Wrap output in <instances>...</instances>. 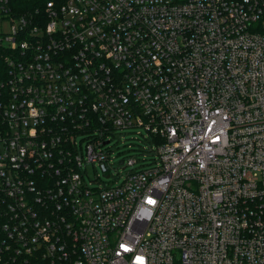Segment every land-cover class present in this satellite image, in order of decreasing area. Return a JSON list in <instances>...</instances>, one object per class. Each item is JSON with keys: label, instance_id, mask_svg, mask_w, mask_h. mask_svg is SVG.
Segmentation results:
<instances>
[{"label": "built area", "instance_id": "obj_1", "mask_svg": "<svg viewBox=\"0 0 264 264\" xmlns=\"http://www.w3.org/2000/svg\"><path fill=\"white\" fill-rule=\"evenodd\" d=\"M141 261L264 264V0H0V264Z\"/></svg>", "mask_w": 264, "mask_h": 264}, {"label": "rangeland", "instance_id": "obj_2", "mask_svg": "<svg viewBox=\"0 0 264 264\" xmlns=\"http://www.w3.org/2000/svg\"><path fill=\"white\" fill-rule=\"evenodd\" d=\"M147 132L144 129H128L126 131H115L110 136L109 147L112 151V163H109V178L106 179L97 165H89L84 172L85 181L93 187L111 188L120 185L124 176L130 171L126 170L120 163L128 160L138 161L135 169H150L152 167L153 155L150 152L151 145L145 139ZM142 165V168H139ZM139 168V169H138ZM134 169V168H133Z\"/></svg>", "mask_w": 264, "mask_h": 264}, {"label": "trees", "instance_id": "obj_3", "mask_svg": "<svg viewBox=\"0 0 264 264\" xmlns=\"http://www.w3.org/2000/svg\"><path fill=\"white\" fill-rule=\"evenodd\" d=\"M50 0H12L13 5L22 13L25 9H35Z\"/></svg>", "mask_w": 264, "mask_h": 264}, {"label": "snow or ice", "instance_id": "obj_4", "mask_svg": "<svg viewBox=\"0 0 264 264\" xmlns=\"http://www.w3.org/2000/svg\"><path fill=\"white\" fill-rule=\"evenodd\" d=\"M123 247V246H122ZM125 250H127V249H125ZM141 264H143V262L141 261Z\"/></svg>", "mask_w": 264, "mask_h": 264}]
</instances>
